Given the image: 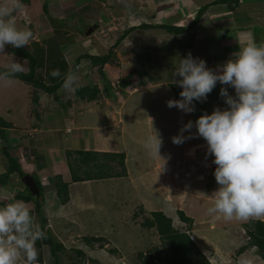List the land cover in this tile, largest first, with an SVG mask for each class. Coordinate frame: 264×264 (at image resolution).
<instances>
[{"label": "crops", "instance_id": "0c3cea01", "mask_svg": "<svg viewBox=\"0 0 264 264\" xmlns=\"http://www.w3.org/2000/svg\"><path fill=\"white\" fill-rule=\"evenodd\" d=\"M40 1L41 2L38 0H29V2L23 3L24 7L21 18L24 19L23 21H26L25 23L30 29L33 25L35 35V37L33 36L32 38L33 41L42 43L44 40L47 41L53 39L59 43L61 48L66 47V64H68L69 68L73 66L75 59L81 55L88 53L95 55L96 53L99 56H102L99 52H104L106 48L104 45V49L102 46L100 47V45L97 44V41L96 44L92 43L91 39L93 36H98L99 32L95 31L92 35H88L87 32L91 27L97 28L101 26L106 27V29L101 28L100 34L101 32H104V30H107L106 32L109 33L115 32L117 27L112 25V20H115V17H118L120 23L122 22L123 24L124 21L129 18L133 19L132 22H134L135 25L127 30L129 33L152 32L153 34H158V39L159 37L163 38L165 34L174 35V33L171 34V32L162 28V26L181 27L185 29L193 27L188 29L183 35H179L182 41H180L181 43L179 47L183 48L184 51L181 59L186 58L188 54L191 53L193 58L206 61L207 67L210 69H215L218 65L224 64L227 60L232 58L233 53L239 51V47H243L253 40L258 44L264 43V0H53L50 3V6L46 5V12L45 8L41 7V3H44L45 0ZM114 1H116V3H114ZM138 4L141 6L139 7ZM201 9H204V11L202 14H199V12L202 11ZM199 15L200 18L195 24V18ZM142 17L146 20L144 21ZM36 19H40V22L41 20H45L48 23L49 28L46 26L47 30H45L46 28L44 29L41 26L39 29ZM193 24L195 25L193 26ZM142 25H151L153 28L150 30H143L140 29ZM44 32L47 33L45 39H41L42 41L36 39V34L42 38L40 33ZM103 36L105 39L106 35ZM154 37L155 35L153 38ZM97 38L99 40L98 42L101 43V37L98 36ZM116 39H118V37L116 38L115 36L114 42H111L110 45L108 44V50L110 49V46L115 43ZM156 46H161V44ZM99 48L100 50H98ZM143 49L144 47L138 50L143 51ZM105 54H107V52H105ZM115 57L117 56L115 55L104 65L103 68L102 66H95L93 60L90 61L89 58L84 59L80 66L81 68L77 73L79 76V87L95 82L96 86L102 90L104 89L106 82L110 83L109 85L112 87L111 89L108 91H101V100L89 102L87 99L79 98L76 95V91L71 93L65 92L62 88V84L58 89L59 94L57 92L50 94L53 97V103L55 102L56 105L60 103L62 106V109L60 108L59 110H56L53 115L51 114L53 111H50V107H47L48 103L46 104L45 101H42V98L47 97L46 94L49 95V93H45L38 89L39 98L34 100L33 87L24 84L19 79L12 78L9 85L17 92V95H14L16 102L12 107L11 102L8 101V109L5 108V105L3 107L0 106V116L12 124L9 131L11 134H14V141H16L18 153L23 152L21 143H24V141L28 143L24 148L29 149L30 152L36 147L41 148L45 145L46 148L44 150L46 153H39L33 162L27 163V169L31 176L34 175L40 180L44 190L46 188H51L53 196L57 199H54L56 200L57 205L56 212L53 211L52 213H54L56 218L62 222L65 230H68L66 229L67 226L71 227L73 223H69V221H73L70 219L78 216L81 210H84L83 208L85 206L91 208L92 204L86 205L83 196V194H86L85 192H87V190V193L93 192L95 184L102 183L104 180L111 182L113 179L122 177V179L125 180L129 177L131 178V174H134L133 167L135 166H130V161L132 159V162H136L134 155H138L141 152L145 153V149L147 148L144 141L145 137L141 136V134H139L140 132L138 133V136L133 134L134 131L132 130H134L135 125L139 126V120H136L138 116L135 115L134 112L135 108L133 103L135 100L132 102L129 99L135 94H140L141 96L146 95V92L154 86L157 88L164 85H173V82H171L172 80H170V74H172V70L174 72L179 66V62H177L178 65L174 64V67L170 69V73H166L165 80L163 78L155 83H151L149 82V77L161 73L162 71H159V68L162 67L163 69H167L170 67H165L166 64L164 60L167 58H164V60H158L160 62H157L155 65L146 63L145 69L141 70L142 76L135 75L134 78H138L139 83L144 82L149 86L144 85L141 89H138V87L134 88L136 86H134V84L127 86V81L125 80V78H128L135 69L128 74V77H123L122 63H124V59L121 61L122 63H119L118 61H114ZM137 58L138 57H136V59ZM136 69L139 70L137 65ZM48 81L51 83L50 78L47 79L46 83ZM168 81L169 84L167 83ZM102 82L104 84H102ZM1 84L4 83L0 82V85ZM18 85H23L25 90L19 93L16 90V86ZM101 85L103 87H101ZM217 86L220 88L222 87L219 83ZM28 87H31L32 90L29 89L28 91ZM181 90L183 91L182 88ZM60 91L62 94H60ZM111 91H113V93H110ZM228 91L230 95H235L233 88L229 87ZM123 94L125 97L128 94L129 98L124 97V100L122 97ZM61 96L68 100L72 97H76L77 101L72 104L70 102L65 104V102L61 100ZM143 99L144 98H142V100ZM174 99L176 100V96ZM211 99L208 101H211ZM196 102L201 105H206L207 103ZM76 104H81V110L79 109L78 113L76 111L77 114L73 117L71 114L72 112L75 113L74 106ZM141 104L143 105L144 102H140V105ZM142 105L140 111L145 113V108H143ZM209 105L212 109H214V107H220L222 109L227 107L222 98H219V100L212 102ZM63 109H65L68 114L66 117H63ZM28 112L31 113V117L30 120H26V122L24 117ZM49 114L53 115L52 118H50ZM89 116H91V118H89ZM199 117V115L191 113L188 114L187 121L195 122ZM154 118H156V116L151 117L149 120H153ZM131 124H133V126H131ZM41 126H44V129L47 127L49 132L53 130L55 131H53L54 133H47L42 139L36 140L34 139L35 136H39V133L41 134L45 131L42 130ZM116 130H119L118 133ZM148 131L151 132V135H155L153 126L148 127ZM55 132L59 133V136H56ZM198 141L199 142L195 143L192 147H198L200 145L207 147L206 141L202 138ZM1 142L5 145L3 140H1ZM55 144L56 146H54ZM107 145L110 146L111 150H109ZM53 146L54 149L52 151L51 148H53ZM21 149L22 151H20ZM199 149L202 148L199 147ZM81 151L125 154L124 167L121 168L116 162H111L110 166L115 167V169L113 168L114 170H116V168L121 169L120 171H116V173H122L125 169L126 175L101 180L92 179L84 182H73L71 179L70 165L72 162L74 163L76 158H79L76 153ZM69 152L71 154H68ZM202 153H206L204 154V157L207 156V151ZM154 157V167L158 170L150 167V171L152 172V169H155L157 171L156 173H158L161 171L163 163L160 161L159 157ZM207 158L201 163L210 165V159L214 157L208 156ZM61 165L64 171H68L67 173L61 174L62 172H60L50 175L47 171L49 168ZM23 166L25 165L22 163V167ZM215 166L216 165L213 167ZM209 167L210 166H208V168ZM114 170L112 173H114ZM150 171L148 170V172ZM156 173H154L153 178H155V175L157 176ZM158 176L160 177L155 180L158 181L157 186L159 189L166 186L167 188L175 187L173 182H168L162 174H158ZM42 178L49 183L44 184ZM57 178H62L63 181L69 185L70 201L67 204H61L57 197L55 184L52 183V179L56 180ZM162 182L164 185H161ZM3 189L5 188H1L0 186V190ZM19 189L23 191L24 187L22 188L19 186ZM182 191L186 192V190ZM44 199V202L46 203L45 196ZM1 201L5 202V200ZM9 202H12V199H8V202L5 203L7 204ZM27 204L30 205L32 203ZM215 218L222 219L223 217L216 214ZM233 220L237 222V224L239 223V220ZM193 221L194 223L196 222L194 219ZM39 222L41 223L40 220ZM195 227L196 225L193 224V227L191 228L194 241L211 264H237L240 256L247 253L246 251L250 248H255L249 246L245 252L241 254L239 253V250L242 247L248 246L249 243H244L245 241L239 238L238 229L225 231L222 228V231L219 232V236L209 237L210 234L206 233L207 237H205L203 233H200L199 236H197L195 234ZM210 229L214 230V224L211 223ZM222 233L230 236L225 237L226 243L229 245L228 247H226L221 241L217 240ZM241 242H243L244 245H241ZM235 250L238 251L234 254ZM252 252H254V250L248 251L249 254H252ZM225 254L228 256L225 257ZM257 255V251H255V258H250L252 263L256 262L255 264H264L261 257ZM258 258H260L261 261H259ZM229 260L230 262L227 263Z\"/></svg>", "mask_w": 264, "mask_h": 264}, {"label": "rangeland", "instance_id": "374dc122", "mask_svg": "<svg viewBox=\"0 0 264 264\" xmlns=\"http://www.w3.org/2000/svg\"><path fill=\"white\" fill-rule=\"evenodd\" d=\"M38 1L41 2L40 0ZM52 1L53 0H45L44 3H41V7H44V5L50 6V3ZM2 2L3 0H0V3ZM20 3L22 4V2ZM114 3H116V1H114ZM138 6L140 7L141 5L138 4ZM14 14L15 18L19 19L20 17H22L23 12L17 10ZM115 18V20H112V25H115L117 27V30L115 32H110L112 37L108 35L109 32L106 31L101 32L100 34L101 29L98 31V36L101 37L102 44L98 42V36L91 37L92 43L96 44L97 41V44L100 45V47H103L104 45V47L106 48L104 52H99L101 55H104L105 52H109V50L107 49L108 44L110 45L111 42H114L115 36L116 38H120L127 30L135 25L134 22H132L133 19L131 18L126 20L127 22L124 21V24L122 22L120 23L118 17ZM142 18L144 21L146 20L144 19V17ZM36 23L39 29L41 26L44 29L46 28L45 30H47V27L49 28L48 23L45 20H41L40 22V19H36ZM31 27H33V25ZM40 35H42V38L39 37L38 34H36V39H45L47 33H40ZM103 35H106L105 39ZM154 35L155 37L153 38ZM33 36L35 37V35ZM124 36L125 37L122 42L118 45V47H116L115 52L117 57H115L114 59L115 62L118 61L119 63L124 59V63L121 62L123 77H128V74L132 70L136 69L138 58H140L142 65H144L145 63L155 65L157 64V62H160L158 60H164V58H167V61L164 60L166 64L165 67L168 66L170 68L163 69L161 67L159 68V71L161 70L162 72L154 74V76H157L158 79H166L165 75L170 73V69L174 67V64L178 65L177 62L181 60L182 53L184 52L183 48L179 47L182 41L179 35L176 34H165L163 38L159 37V39L158 34H153L152 32L127 33ZM159 44H161V46H156ZM8 47L9 46L6 47L4 53L0 52V67L7 68L13 60H16L24 64L23 72H29L28 61L21 60L19 57L11 55V53H9ZM142 47H144L143 51H139L138 49ZM98 50H100V48ZM136 57L138 58L136 59ZM96 61L99 62V60ZM38 73L42 76L45 75L44 70H38ZM47 79L48 77H46V81ZM177 79L180 78L175 77L172 70V74H170V80H172L171 82H173V85H175L176 88L182 91L181 88L175 83V80ZM131 82L134 84V86L136 85L134 88L138 87V89H141V87L143 86L138 82V78H133ZM167 83L169 84V81ZM47 84H50L49 81L47 82ZM102 84L104 83L102 82ZM106 84L109 85L110 83L106 82ZM146 86L149 85L147 84ZM101 87L103 86L101 85ZM108 87L110 88V86ZM13 89L9 84L7 86H5V84L0 85V106L3 107L5 105V108L8 109L9 105L7 102L9 101L11 102V105L13 107L14 103L16 102V100L14 99V95H17V92ZM29 89L32 90L31 87H28L27 90L29 91ZM220 89L221 88L219 86H216L214 88V90L208 95L209 97H207V100L204 101L207 102L206 105H201L200 103L198 104L195 101L194 104L196 110L193 114L201 116L205 112H207L210 115L213 112V109L209 104L212 102H216L217 100H219V98H221L219 95ZM16 90L21 93L25 90V87L23 85H18L16 86ZM103 90L104 89H100V91ZM49 92L47 91V93ZM57 93L59 94L58 90ZM110 93H113V91H111ZM60 94H62L61 91ZM46 95L47 97H43L42 101H45L46 104L48 103L47 107H50V111H53L51 114L54 115L56 110H59L60 108L62 109V106L60 103L56 105V103L54 102V104L53 97L50 94ZM122 97L124 100L125 98H129L128 94L126 95V97L123 94ZM138 97H142L144 99L142 100V98ZM174 97L175 93L172 86L164 85L157 88L156 86L151 87V89L146 92V95L141 96L140 94H135L129 99L132 102L135 100V102L133 103L135 108L134 112L135 115L138 116L136 120H139V126L135 125L134 130H132L134 131L133 134L138 136V133L140 132L139 134L145 137L144 141L146 142L147 137L151 135V132L148 131V127L153 126V130H155V132L153 131L154 134L156 135L157 133L159 139L162 141L159 153L161 157V159H159L163 163L161 171L156 173V170L158 169L154 167L155 157L149 153L148 149H145V153L141 152L138 155H134V157L136 158V162H132V159L130 161V166H135L133 167L134 174H131V178L129 177L124 180L122 179V177L113 179L111 180V182H109L108 180H104L102 181V183L95 184L93 192L89 193H87L88 190L86 189V194H83L86 205L92 204V206L91 208H87L85 206L83 208L84 210H81L78 216L70 219L73 221L68 220L69 223L73 222L71 227L67 226L66 229L68 230L64 229L62 222L56 218L54 213H52L53 211L56 212L57 199L53 196L51 188H46L47 190H44L43 188V194L46 198V203L44 202V197H39V201L42 204L41 217L46 220L45 224L43 223L45 229L50 230L53 238L57 241V243H62L64 246V250L58 252L61 264H73L74 262L78 264H142L138 259L139 253L146 254L152 252L153 254H155L157 252V249H160V251H162L164 248V246H162V240L157 230H155L154 228L148 230L143 226L144 221L146 219H150L152 217L151 213L155 211H162L164 214L170 217L173 220L174 227L181 232H184V227H187L186 224L182 223L179 217V211H184L187 216L189 215L188 217L196 221L194 225H196L195 234L197 236H199L200 233H203L205 237H207L206 233H209V237H215L219 236V232L222 231V228L225 231L238 229L240 236L239 238H241V240H244V243H249V236L247 235L243 224L248 222L250 219L247 221L239 220V223L237 224V222H235L234 220H232L230 223V221H226L224 218H215L216 214L208 213V209L214 205V201L210 198L219 187L213 175L215 170H213L214 164L211 162L214 160V158H209L211 160L210 165L201 163L206 159V157H204V154L206 153L202 152L207 151V147H204L202 145L198 147H192L195 143H198V140L201 138L186 140V142L182 145H176L172 142V138L180 133V129L182 128V126L188 123V114L183 113L177 108L170 109L167 106L166 102L169 100H173ZM210 99L211 101H208ZM61 100L65 102V104H67L68 102L72 104L77 101V98L72 97L68 100L67 98L61 96ZM140 102H144V104L141 105L143 108H145V113H142L140 111ZM79 109L81 110V104H76L74 106L75 113L72 112V114H69L75 117ZM63 110V117H66L68 114L65 109ZM29 113L30 112H28L24 117L25 121L30 120L31 113ZM51 114H49L50 118H52L53 116ZM154 116H156V118H154L153 120H149ZM89 118H91V116H89ZM44 126H41V128L45 131H43V133L41 134L39 133V136L36 135L34 139L39 140L42 139L43 136L47 133H54L53 131L55 130L49 132V130H47V127L44 129ZM131 126H133V124H131ZM116 131L118 133L119 130ZM195 132L196 129L193 128L191 132H185L184 136L187 137L189 135H194ZM7 134V139L10 146L11 141L15 140V138L14 134H11L10 131L7 132ZM55 135L59 136V133L55 132ZM9 139L11 141H9ZM1 140L2 139L0 137V142ZM27 145L28 143H26L25 141L24 143H21L23 152L18 153L17 151L16 155H18L20 161L23 163V165H25L23 166L24 172L29 174L27 163L33 162L39 153H46L44 150L46 147L45 145L41 148L36 147L32 152H30L29 149L24 148ZM54 146H56V144ZM54 146L53 148H51L52 151L54 149ZM107 147L109 148V150H111L109 145H107ZM199 147H201L202 149H199ZM7 149L9 153L15 155L9 147L5 148L4 143L1 142L0 174L6 171V163L2 155ZM22 149L20 151H22ZM208 166L210 167L208 168ZM150 167L155 168L156 170L152 169L153 171L151 172ZM120 170L121 169L116 168V170H114V173ZM148 170L150 172H148ZM47 171L50 173V175L60 172H62L61 174L68 172L62 169V165L49 168ZM154 173L157 174V176L155 175V178H153ZM158 174H162V176L166 178L168 182H173V185L175 187L167 188L166 186L159 189L157 186L158 181L155 180L156 178L160 177L158 176ZM22 179L23 178H21V180ZM42 180L44 184L49 183L46 182L44 178H42ZM21 182L18 180V178L15 179L12 177V184H10L3 190H0V201L5 200V202H7L8 199H12V202H14L16 200L15 196L19 191H21L19 189V186L22 188L25 186H22L23 184H20ZM213 182L215 184H213ZM52 183H55V180L52 179ZM161 185H164V183L162 182ZM213 185L214 187H212ZM24 188L27 190V192L29 191L27 187ZM182 190H186V192H183ZM28 206L30 211H33L35 209L34 203ZM37 215L38 214H34L35 222L41 226L42 222H39V216ZM258 219H264V217ZM210 222L214 224V230L210 229ZM85 237H96L103 239V241L94 242L92 245H87V243L84 241ZM225 237L230 236L222 233L217 240L221 241L223 244H225L226 247H228L229 245L226 243ZM244 243L241 242V245H244ZM114 249L117 251V253L112 254L110 251ZM77 250L83 251L84 256L80 257L76 253ZM249 250H254V252H252V254H249ZM249 250L246 251L248 253L247 258H255V251H257V249L250 248ZM236 251L238 250H235L234 254L236 253ZM38 252L39 255H42L44 258L43 264H54V259L49 247L43 246L41 250L38 249ZM164 256L165 255L163 254L161 258L156 259V263L166 264V259ZM227 256L228 255H226L225 257ZM258 260L261 261L260 258H258ZM229 262L230 260L227 263Z\"/></svg>", "mask_w": 264, "mask_h": 264}, {"label": "clouds", "instance_id": "9594fccd", "mask_svg": "<svg viewBox=\"0 0 264 264\" xmlns=\"http://www.w3.org/2000/svg\"><path fill=\"white\" fill-rule=\"evenodd\" d=\"M19 1L22 2L3 0L0 3V52L4 53L7 46L16 49L28 46L33 38L24 19L15 18L14 13L23 11L24 7ZM18 20L25 23L24 27L17 26ZM23 71L24 64L13 60L7 71L0 73V82L7 86ZM50 75L57 78L61 73L53 69ZM174 76L180 78L175 83L183 91L179 100L166 103L170 109L177 108L185 114L194 113V101H206L217 84L222 85L219 95L227 107H214L210 115L205 112L195 122L188 121L172 138L176 145L202 138L207 145L206 158L214 157L213 175L219 187L210 198L214 205L208 213L219 214L226 221L264 217V43L253 40L239 47L231 59L215 69L208 68L206 61L193 58L189 53L179 61ZM158 80L153 76L151 83ZM78 87L79 76L70 69L63 76L62 88L71 93ZM229 87L234 89V96L229 94ZM193 128L196 129L194 135L184 136ZM161 143L156 133L147 137L145 146L151 155L161 159ZM182 223L187 226L183 233L195 243L188 224ZM46 238L25 201L16 199L0 207V264H40L36 244ZM247 257L248 253L243 254L237 264H252Z\"/></svg>", "mask_w": 264, "mask_h": 264}, {"label": "trees", "instance_id": "16d2710c", "mask_svg": "<svg viewBox=\"0 0 264 264\" xmlns=\"http://www.w3.org/2000/svg\"><path fill=\"white\" fill-rule=\"evenodd\" d=\"M23 3L29 2V0H21ZM45 12L47 6H44ZM202 10V9H201ZM204 9L199 12L202 14ZM200 15L195 18V24L198 22ZM193 24V26L195 25ZM106 29V27H97L94 29L95 31H99L100 29ZM153 26L151 25H142L140 29L143 30H150ZM165 30L174 33L176 35H183L188 29L193 28L190 27L188 29L181 28V27H171V26H162ZM31 31L34 35V29L31 27ZM107 31V30H104ZM92 33V34H93ZM129 33L126 31L120 38L116 39L115 43L110 46L109 52L105 55L99 56L98 54H84L79 56L75 59V62L71 68H69L68 64H66V47H60L59 43L53 39H49L47 41L36 42L32 39L30 40L31 43L28 46L16 49L13 47H8L9 52L14 54L15 56L19 57L21 60H27L29 63V72H21L16 74L14 79L21 80L24 84L33 87L34 92V100L39 98L38 89L42 90L43 92L49 94L57 92L60 86L63 84V76L66 74L70 69L76 73H78L79 69L81 68V64L84 59L93 60L95 66H102L104 67L115 55H116V47L122 42L124 39V35ZM91 34V35H92ZM111 35V33H108ZM121 40V41H120ZM96 60H99L96 61ZM101 62V63H100ZM146 64V63H145ZM145 64L142 65L140 58L138 59L137 67L132 71L128 78H125L127 81V86L133 84L131 81L135 75H141V70L145 69ZM53 69H59L61 76L57 78H53L50 73ZM101 69V67H100ZM38 70H44L45 75L42 76L38 74ZM7 71V68L0 67V73ZM102 71V70H101ZM153 76L150 77V81H153ZM46 77L50 78L51 83L48 85L46 83ZM95 82H91L90 84L84 85L83 87H78L76 91V95L79 98L87 99L89 102H94L101 100V91L98 86H96ZM141 85H146L144 82L140 83ZM105 83L104 90H109ZM126 86V85H125ZM176 99H180V90L176 88L175 85H171ZM48 89V90H47ZM107 94V93H106ZM12 127V124L6 121L4 118L0 116V137L5 142L6 147L10 148L13 152H8V149L5 150L3 153V158L6 163V171L0 174V186L1 188H7L11 184L12 177L18 178L21 182V178H23L27 173L24 172L22 167V163L16 155V151L18 147L16 146V141H11L9 146L8 143V134L9 129ZM68 154H71L70 152ZM79 158L74 160L70 165V172H71V179L73 182H84L87 180L92 179H107V178H115L125 176L126 172L120 173H112L115 167L110 166L111 162H116L120 167H124L125 161V154H112V153H96V152H79L76 153ZM114 168V169H113ZM36 182L37 188L39 189L38 195H33L24 188L23 191H19L15 196L18 200H23L26 203H34L35 209L30 211L34 217V214H38L39 220L42 222L41 228L46 233L47 238L41 241H37L36 247L37 249L41 250L43 246H47L50 249L52 257L54 259V264H61L60 257L58 252L64 250V246L62 243H57V241L53 238L52 233L50 230L45 229L43 223L45 224L46 220L41 217L42 215V204L39 201V197H44V190L43 185L41 184L40 180L37 179L34 175L32 176ZM20 184H25L21 182ZM55 187L57 190V197L60 200L61 204H67L70 201V193H69V185L63 181L62 178H57L55 180ZM213 184H215L213 182ZM26 187V186H24ZM214 187V185L212 186ZM5 202L0 201V207L5 206ZM151 218L146 219L143 223V226L148 229H155L157 230L161 240L162 246H164L163 250L157 249L156 253L153 254L152 252L149 253H139L138 259L141 261L142 264H157L156 259L161 258L164 254L166 259V264H211L210 261L203 255L200 251L198 246L191 240L190 236L181 232L180 230L176 229L173 225V220L164 214L162 211H155L151 213ZM179 217L182 222L188 224L189 228L193 227L194 221L190 217H188L184 211H179ZM244 229L246 230L247 235L249 236V245L242 247L239 250V253L245 252L249 246L255 247L257 249V254L261 257L264 261V220L261 219H250L248 222L243 224ZM84 241L87 245H92L94 242H102L103 239L96 238V237H85ZM112 254L117 253L114 249L110 251ZM76 253L82 257L84 256L83 251L77 250ZM44 258L42 255H39V262L44 263ZM73 264H78L74 262Z\"/></svg>", "mask_w": 264, "mask_h": 264}, {"label": "water", "instance_id": "95a60500", "mask_svg": "<svg viewBox=\"0 0 264 264\" xmlns=\"http://www.w3.org/2000/svg\"><path fill=\"white\" fill-rule=\"evenodd\" d=\"M25 23H23L22 21H17V26L18 27H24ZM94 31L93 28H91L87 34H91ZM216 166L214 167L215 170ZM22 182L26 185V187L29 189V191H31V193L33 194H38L39 193V189L37 188V185L35 184V181L33 179V177L31 175H25L22 179Z\"/></svg>", "mask_w": 264, "mask_h": 264}]
</instances>
